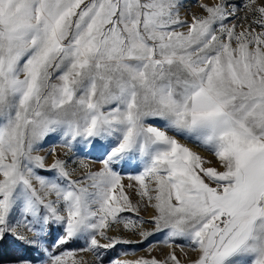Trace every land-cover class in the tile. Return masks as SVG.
Wrapping results in <instances>:
<instances>
[{
	"label": "snow or ice",
	"instance_id": "6c2138e0",
	"mask_svg": "<svg viewBox=\"0 0 264 264\" xmlns=\"http://www.w3.org/2000/svg\"><path fill=\"white\" fill-rule=\"evenodd\" d=\"M184 7L0 0L8 264H264V0Z\"/></svg>",
	"mask_w": 264,
	"mask_h": 264
},
{
	"label": "rangeland",
	"instance_id": "374dc122",
	"mask_svg": "<svg viewBox=\"0 0 264 264\" xmlns=\"http://www.w3.org/2000/svg\"><path fill=\"white\" fill-rule=\"evenodd\" d=\"M204 2L207 3L209 2V0H184V4L185 7L182 11V15H184L185 13H187L188 15H191L193 13L195 14H200V9L198 7V4ZM51 147V145H45V151H47L49 148ZM189 147H192L194 151H200V149H198L194 144H189ZM57 151L61 154H63V149L57 148ZM92 159H95V154L93 153L91 155ZM93 168H98L99 165L98 164H93L91 165ZM127 174V173H125ZM125 183H127V181H125ZM6 241V242H5ZM3 242V245L0 246V260H9V261H13L16 258H18L20 256V252L14 248L13 243L11 242L10 238L8 240H5ZM70 246H72V250H77L79 249L80 245L79 244H69ZM4 246H7L8 251L4 252ZM145 247V245H122L119 246V249H124V248H128V249H137V256H142V255H147L146 252H144L142 249ZM118 249V250H119ZM62 250H70L69 248H67V245L65 246L64 249ZM117 250V251H118ZM32 251V250H30ZM117 251H110L108 252L107 255H105L103 257V259H110V258H115L117 256ZM165 252L167 251L166 249L164 250ZM35 255V257H37V260L39 259V257L35 254L34 251H32ZM80 256H83V258L88 261V264H96L95 258L91 256V254L89 253H79ZM153 255H157L159 256L160 253L159 252H154ZM179 255V252H178ZM121 259H135L136 256H128V257H120ZM3 264H8V262H3Z\"/></svg>",
	"mask_w": 264,
	"mask_h": 264
},
{
	"label": "trees",
	"instance_id": "16d2710c",
	"mask_svg": "<svg viewBox=\"0 0 264 264\" xmlns=\"http://www.w3.org/2000/svg\"><path fill=\"white\" fill-rule=\"evenodd\" d=\"M6 242V241H5ZM67 248H69L70 250H72V246H70V245H67ZM5 251H8V248H7V246H4V252ZM20 255H21V253H20ZM24 255H27L30 259H32V260H37V257H35V255H34V253L32 252V251H27L26 253H24ZM108 259H106L105 258V261H107ZM0 261H3V262H9V260H7V259H5V260H0Z\"/></svg>",
	"mask_w": 264,
	"mask_h": 264
}]
</instances>
